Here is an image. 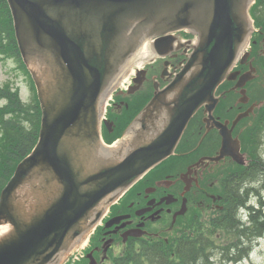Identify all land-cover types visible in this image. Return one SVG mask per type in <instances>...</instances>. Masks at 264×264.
<instances>
[{"label":"water","instance_id":"1","mask_svg":"<svg viewBox=\"0 0 264 264\" xmlns=\"http://www.w3.org/2000/svg\"><path fill=\"white\" fill-rule=\"evenodd\" d=\"M240 1L7 0L42 114L34 148L0 192V225L10 226L0 236V264L60 261L124 189L173 151L202 105L208 128H219L222 136L213 159L228 154L245 162L231 130L253 106L230 128L212 115L218 85L236 78L239 71L232 68L249 55L237 56L248 32L238 14ZM252 1L241 10L250 19ZM182 28L196 34L188 60L168 85L154 91L120 146L108 151L99 116L112 86L144 42L149 58L164 56L173 48V32ZM252 71L240 74L235 87H243ZM142 73L138 69L134 81L141 82ZM240 92L246 102L245 89ZM89 264L97 263L91 258Z\"/></svg>","mask_w":264,"mask_h":264},{"label":"flooded vegetation","instance_id":"2","mask_svg":"<svg viewBox=\"0 0 264 264\" xmlns=\"http://www.w3.org/2000/svg\"><path fill=\"white\" fill-rule=\"evenodd\" d=\"M176 34L179 41L176 47L165 57L156 59L145 68V78L142 83V85L145 84L143 89L145 87L148 88L145 91L150 92L151 89L149 87L151 85L154 86L156 82L160 87L167 84L188 58L193 35L185 30H180ZM239 65L241 71L246 70L249 66L248 62L239 63ZM232 81L233 84L227 90L238 92V88H234L235 80ZM250 102L252 103L251 99ZM250 104L238 103L236 105L239 111H242L248 108ZM220 110V108L217 109L218 112ZM216 117L220 118V115L218 114ZM194 124L197 125L193 127L194 129L190 133L191 137H195L198 134L201 135L199 136L198 144L193 149L181 152L179 160L174 166H171L167 162L159 169V173L156 170L154 173L145 176L141 183L131 187L123 194L126 197L123 196L117 202V205L109 210L106 220L119 215L123 217L109 226H105V221L103 222L100 235H97L96 238L97 244L93 245V249L92 247L90 248V250L92 249L93 258L98 263L102 264L109 257L105 253L107 250L116 249L119 247V244L124 246L129 243L137 247L146 242L148 238L167 240L168 237L163 233L165 231L174 232L176 223L179 226L176 232L188 230L192 227L193 220L186 217V214L177 216L174 219L175 221L173 220V214L180 208L184 200H186L187 211L190 209V205H197L199 201L206 202L210 209H217L219 207V210H226L234 203V198L236 197L234 194L235 188L232 186L234 179L240 178L243 172L248 174L249 169H251L253 175H259V169L256 165L242 170L243 167L240 165L244 164L235 162L229 155L219 161L208 159V157L217 154L221 145V136L219 131L214 127H210L207 130L202 119L201 121L196 119ZM230 125L231 120L228 122V126ZM237 130L239 131V129ZM237 130L235 126L232 134L233 136L239 135L240 138L243 131H240L241 133L238 134ZM204 141L205 150H201L199 146ZM240 141L242 147V137ZM230 147L231 150H234L235 143H232ZM255 150L256 147L253 144L250 151ZM250 151L243 150L245 160L247 161L249 159L250 161L252 160L251 155H249ZM185 157L189 160L182 167ZM250 161L247 165L250 164ZM177 166L179 168L182 167V169L177 171L179 169L176 168ZM241 180L242 182L239 185L237 194L243 197L245 192H243V179ZM247 182L245 180V183ZM218 189L223 194H219L217 192ZM171 198L173 200H170ZM166 199L169 200V203H167ZM216 200H222L223 204L218 205L213 203ZM248 224L249 221L245 223V225ZM105 248L106 250H104ZM240 248L244 247L241 245ZM142 252L144 253L145 251ZM125 254L121 255L119 253L117 256H121L116 257L115 262L121 261L118 258H124Z\"/></svg>","mask_w":264,"mask_h":264},{"label":"trees","instance_id":"3","mask_svg":"<svg viewBox=\"0 0 264 264\" xmlns=\"http://www.w3.org/2000/svg\"><path fill=\"white\" fill-rule=\"evenodd\" d=\"M250 14L254 19L255 25L258 27L253 35L255 42L252 43L253 50L256 54L261 44L264 45V0H255L250 7ZM0 52L5 56L14 57L20 67L27 73L32 88V99L29 103H25L20 99L17 90H11L8 83L0 86V99L5 101L4 104L0 105V190L6 183L8 178L13 173L16 164L20 159L25 156L34 146L38 138V130L40 125V107L35 94V88L32 84L30 75L20 58V54L17 49L16 41L14 38V31L12 26V19L6 3V0H0ZM264 66V65H263ZM141 102L135 100L132 103V107H136ZM126 111L124 118H127L124 122L121 121L118 124V131L113 134L107 135V141H111L113 138L120 134L123 126H125L133 113L136 112V108H130ZM259 127L253 133V139H258L259 130L264 125V117H258ZM260 144L261 138L258 139ZM259 169V174L264 175V162L258 161L256 163ZM253 165H250L252 167ZM257 175H253L251 169L248 174L243 172L240 178L234 179L232 186L235 188L234 203L227 208L226 212L220 219L213 224L212 230L224 229L233 232L237 235L241 234H261L264 231V213L261 211L264 206V200L259 199L260 207L254 209L251 205L248 206L251 221L250 224L245 225L244 222L240 221L236 216V209L239 205L245 204V194L243 197L237 194L239 191V185L242 182L241 179L247 181H253ZM251 189V188H250ZM249 188H246L245 193ZM208 230V229H207ZM206 230V231H207ZM205 232V231H200ZM214 238L205 237L204 235L197 234L194 239H183L180 240L177 246V253L173 257L168 253L159 255L156 252L153 245H148V248H152L150 252L146 253L141 257L137 256V259L124 261L122 264H208V255L212 252L217 251L220 247L212 243ZM238 246V245H237ZM157 247V246H156ZM162 249V247H161ZM167 249L166 247L164 250ZM169 249H171L169 247ZM168 249V250H169ZM217 249V250H215ZM166 251V250H165ZM211 263V262H210Z\"/></svg>","mask_w":264,"mask_h":264},{"label":"rangeland","instance_id":"4","mask_svg":"<svg viewBox=\"0 0 264 264\" xmlns=\"http://www.w3.org/2000/svg\"><path fill=\"white\" fill-rule=\"evenodd\" d=\"M252 27H253L252 30V34H253V32L256 31L255 30L256 26L254 25L253 21H252ZM261 46L262 48H260V50H258L256 54H253V58H252L254 61V66L256 67L255 77L252 81H249L246 85L247 86L246 95H248V97L251 99L252 102H257V100H260L261 105L253 113L243 118L236 127V130L239 129V131L237 130V133H241L240 131H243L242 132L243 149L248 151H250V149L253 147L254 144L253 133L259 127V121L258 119L256 120V118L264 117V66H263L264 45L261 44ZM254 52L255 49L253 50V53ZM135 69L136 67L134 66V64H132L131 66L128 67V69L123 74V76L130 81V78L134 73ZM127 82L123 81L124 87L127 85L126 84ZM4 83H8L9 86L11 87V90L18 89V93L20 94V97L24 102L29 103L31 101L32 88L27 73L24 71L22 67H20L19 62L14 57L5 56L2 52H0V85L2 86ZM121 87L123 88V86ZM228 87H229V83L226 81L219 89V93L222 95L221 96L222 98L218 107L221 109L219 113L223 119L226 118L228 120H232L234 116L239 112V109L237 108L238 102H235V100H237L240 95L237 91H227ZM4 103L5 101L3 99H0V105ZM110 105L111 104H109V107L111 108L112 105L111 106ZM122 105L123 104L120 103L119 106L117 107L119 111L122 110L123 108ZM115 106L114 108H116ZM199 136L200 135H196V137L192 140L191 133L189 131L186 137H184V140L181 143L180 148L178 150L193 147L197 143ZM258 138L264 139V125L262 126V129L259 130ZM204 144L205 141L203 143H200L199 147L201 150H205ZM259 150L261 151L262 156L264 158V145H262L261 149ZM251 153L252 152L250 151V154ZM186 159L187 157L184 158L185 162H183L182 167L189 160ZM178 160L179 159L170 160L169 164L171 166H174ZM182 167L179 168V166H177L176 168H179L177 169V171L182 169ZM263 181H264V176L261 174L257 175L254 181H251V184H253L255 187L248 194V200L246 205L249 204L252 205L253 203H255L254 209L260 207L258 204V200L259 199L264 200ZM217 192L219 194H223L219 189L217 190ZM245 198H246V194H245ZM213 203L220 205L223 204V201L216 200ZM219 209H220L219 207H217V209L216 208L210 209L206 202H200V201L198 202L197 205L194 204L191 205L190 215H193L194 222L197 226H199V229L201 230L202 224L206 225V230L208 229L207 233L209 235H212L214 238L212 243H214L218 247H224V246L228 247L221 252H219L220 248L217 251H215L213 254V258H211V261H209L208 264H264V232L260 236L252 233L241 234L243 236H240L235 233H231L230 231H226V232L222 231L221 229L217 231L212 230L213 227L212 225L209 224L210 217L213 215V213H214L213 217H215L218 214ZM261 211L264 213V207L261 209ZM220 212L221 211H219V213ZM241 215L242 216L244 215V217L241 218ZM241 215H239V217L243 221H246L247 219L245 218H247L248 213L244 212L241 213ZM178 228L179 226H176L174 232L165 231L163 234L167 236L168 239L170 238L176 239L177 233L175 232L178 230ZM235 244L242 245L244 248H236L234 247ZM81 245H83L84 247V244H82L81 241L73 245L65 253L62 260L60 262H57L56 264H88L89 258L86 257L87 258L86 259L84 256L83 259H81V256L85 255L84 254L85 252H83L84 248ZM148 249H149L148 245L146 244H141L140 246L137 247L129 243L125 244L124 246L122 244H119L118 248L113 250L111 249L109 251L107 250L105 252L109 257H107V259L103 261L102 264H122L124 261H126L125 258H118L121 260L118 263L115 262V258L124 255L126 252H131L133 256L130 257L127 256V260L137 259V256L140 255L142 251H146ZM119 253H121V255L117 256Z\"/></svg>","mask_w":264,"mask_h":264},{"label":"bare ground","instance_id":"5","mask_svg":"<svg viewBox=\"0 0 264 264\" xmlns=\"http://www.w3.org/2000/svg\"><path fill=\"white\" fill-rule=\"evenodd\" d=\"M247 2H248V0H241L240 1V4H239L238 14H239L240 20L245 23V26L246 27H248V32L244 36V38L242 39V41L239 44V47H238L239 50H238V54H237L238 57H239V55L241 53H243L247 49V47L249 45L251 31H252V28H253L252 27V21H251V19L248 16L246 17L244 15V13L242 12L243 11V8H244V6L246 5ZM243 16H245V18ZM149 48H150V46L148 45V43L147 42H144L139 47L138 51L136 52L135 59H138V64L139 65H141V63H143V62L148 61L149 60V57L152 55V52H151V50H149ZM108 99H109V97L107 98V100ZM107 100H106V103H107ZM119 141L120 140L115 141L112 144H108V145L104 144V145L108 148V151L114 152L120 146L119 145L120 144ZM9 228H10V226L8 224H2V225H0V236L3 235V234H5V233H7L9 231ZM81 243L82 244H85L86 243V238L84 240H82ZM59 256L58 257H59V259L61 261L64 256H62V257H61V255H59Z\"/></svg>","mask_w":264,"mask_h":264}]
</instances>
